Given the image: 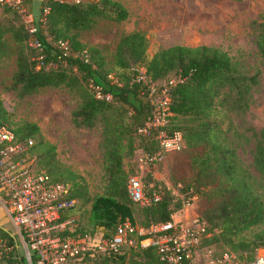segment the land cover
Instances as JSON below:
<instances>
[{
  "label": "trees",
  "instance_id": "obj_1",
  "mask_svg": "<svg viewBox=\"0 0 264 264\" xmlns=\"http://www.w3.org/2000/svg\"><path fill=\"white\" fill-rule=\"evenodd\" d=\"M36 27L35 37L41 50L29 46V34L14 10L2 7L8 15L0 21V57L14 56V69L8 89L22 98L38 89L65 87L75 92L79 105L71 111L70 122L76 128L100 126L99 147L101 168L105 177L104 195L88 200L83 180L68 169L51 176L56 167L54 146L46 142L36 124L10 123L0 100V124L5 125L16 141L33 138L30 155L54 181L68 186L69 197L88 201L87 221L102 238L109 237L123 218L135 227L151 226L172 220L191 198L199 201L197 219L203 221L207 236L201 239V250L210 244L232 248L253 259L256 249H264V228L253 232L249 239H237L242 232L264 225V201L256 192L249 173L241 166L223 128L228 114L246 112L254 76L243 73L225 52L213 46L170 45L146 55L147 42L139 31L120 35L113 53V65L118 73L108 77L100 51L81 42L80 34L92 29L96 20L120 22L127 10L115 0H23ZM59 42L67 46L63 55ZM255 48L264 68V28L255 37ZM132 67H142L144 76L154 88L164 86L169 79L179 81L168 88L169 112L165 129L181 134L183 170L172 176L178 183L176 199L166 187L151 180L147 193L156 192L158 199L136 206L126 193L125 184L132 170L124 160L134 150L152 153L156 150L155 131L138 134L152 114V105L143 84L132 81ZM91 79L111 95L109 101L95 99L87 87ZM112 81V82H111ZM12 124V125H10ZM251 166L264 180V126L255 136L251 151ZM135 172V171H134ZM133 172V173H134ZM55 173V172H54ZM158 186V187H157ZM75 210L71 211V215ZM134 211L140 219L136 221ZM11 233L0 226V237L6 239L11 251L1 260L4 264H23L13 259L16 247ZM142 238V236H139ZM213 253V256L220 255ZM241 258V255H239ZM83 264H163L153 248L122 247L114 253L85 256Z\"/></svg>",
  "mask_w": 264,
  "mask_h": 264
},
{
  "label": "rangeland",
  "instance_id": "obj_2",
  "mask_svg": "<svg viewBox=\"0 0 264 264\" xmlns=\"http://www.w3.org/2000/svg\"><path fill=\"white\" fill-rule=\"evenodd\" d=\"M40 0H36V4ZM76 2L79 0H65ZM127 10V18L120 22L96 20L92 29L80 34V41L87 46L97 48L104 58L108 76L114 77L118 71L113 65L114 47L120 35L131 31L141 32L147 42L146 55L150 56L157 49L170 45L213 46L225 51L240 70L248 76H254L255 84L251 89L250 102L243 114H228L223 128L233 142L234 152L241 166L252 177L256 192L264 201V180L251 166V151L257 131L264 126V68L255 48V37L260 28H264V0H115ZM8 13L0 6V21ZM14 69V56L0 57V100L6 110L10 123L31 122L38 126L44 140L54 146L56 167L51 176L60 170L68 169L78 175L84 182L88 200L104 195L105 177L101 168L102 157L99 147L100 126L91 129L76 128L70 122V113L79 105L78 95L65 87H45L35 93L17 97L8 89L10 77ZM12 125V124H10ZM33 141L34 139L31 138ZM137 153L124 160L125 167L137 169ZM28 154V153H27ZM29 157L35 160L36 154ZM183 159L180 152L168 153L164 158L143 167L139 174L144 190L152 187L151 180L166 187L176 199L178 183L172 184L171 178L177 169L183 170ZM38 169L40 167L35 160ZM60 169V170H59ZM47 171V170H46ZM55 172V173H54ZM158 187V186H157ZM71 215L74 228L79 233L97 237L99 230H92L87 221L88 201H76ZM136 206H141L135 203ZM199 201L191 198L176 211L177 220L187 222L197 218ZM0 215L2 212L0 210ZM136 221L140 219L134 211ZM176 220V218H174ZM173 220V221H175ZM176 220V221H177ZM3 228L9 232L13 229L2 216ZM264 225L252 227L237 236L247 240L251 234ZM17 251L23 258V250L19 241ZM213 253H230L240 264H251L245 253L232 248L210 244ZM241 255V258H239Z\"/></svg>",
  "mask_w": 264,
  "mask_h": 264
},
{
  "label": "built area",
  "instance_id": "obj_3",
  "mask_svg": "<svg viewBox=\"0 0 264 264\" xmlns=\"http://www.w3.org/2000/svg\"><path fill=\"white\" fill-rule=\"evenodd\" d=\"M0 5L15 11L29 34V46L40 51L36 27L23 0H0ZM58 47L63 55L67 53L64 42H59ZM131 72L132 81L145 85L152 105L151 116L136 133L147 134L154 130L156 150L149 154L138 151V171L127 177L125 189L132 202L147 205L159 196L144 190L139 171L181 148V134L178 131L168 133L165 129L170 115L168 88L179 79H169L156 89L145 78L142 67H132ZM87 87L95 99H111V95L91 79ZM31 145L29 138L16 141L12 132L0 124V210L13 229L10 235L16 250V241L23 250V258L17 251L13 259H22L23 264H83L85 256L131 247L153 248L163 264H240L230 253L213 256L209 249L201 250V239L207 232L204 222L196 217L187 222L171 220L148 229L135 227L129 219L123 218L107 238H102L100 232L96 238L78 233L71 217L75 201L69 197L68 186L52 180L44 170L36 167L35 160L28 156ZM10 251L6 239L0 237V260ZM251 264H264V249H256Z\"/></svg>",
  "mask_w": 264,
  "mask_h": 264
},
{
  "label": "crops",
  "instance_id": "obj_4",
  "mask_svg": "<svg viewBox=\"0 0 264 264\" xmlns=\"http://www.w3.org/2000/svg\"><path fill=\"white\" fill-rule=\"evenodd\" d=\"M178 213H179V212H174V213L172 214V216H171V217H172V220H175L174 218H176V220H177V217H178V215H179ZM176 220H175V221H176ZM178 220H179V219H178ZM178 220H177V221H178ZM0 226L3 227L2 223H0ZM0 264H4L3 261H1Z\"/></svg>",
  "mask_w": 264,
  "mask_h": 264
},
{
  "label": "flooded vegetation",
  "instance_id": "obj_5",
  "mask_svg": "<svg viewBox=\"0 0 264 264\" xmlns=\"http://www.w3.org/2000/svg\"><path fill=\"white\" fill-rule=\"evenodd\" d=\"M2 215H0V223H2L3 221H1Z\"/></svg>",
  "mask_w": 264,
  "mask_h": 264
}]
</instances>
